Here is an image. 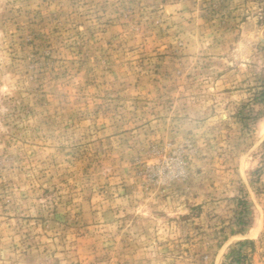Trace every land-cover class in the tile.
Here are the masks:
<instances>
[{
	"label": "rangeland",
	"instance_id": "374dc122",
	"mask_svg": "<svg viewBox=\"0 0 264 264\" xmlns=\"http://www.w3.org/2000/svg\"><path fill=\"white\" fill-rule=\"evenodd\" d=\"M0 264H264V0H0Z\"/></svg>",
	"mask_w": 264,
	"mask_h": 264
}]
</instances>
